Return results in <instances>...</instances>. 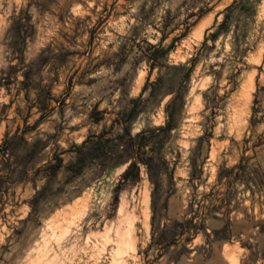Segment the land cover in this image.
I'll return each instance as SVG.
<instances>
[{"label": "rangeland", "instance_id": "rangeland-1", "mask_svg": "<svg viewBox=\"0 0 264 264\" xmlns=\"http://www.w3.org/2000/svg\"><path fill=\"white\" fill-rule=\"evenodd\" d=\"M167 114L154 181L87 159L30 203L56 156ZM13 134L44 147L7 157ZM122 208L134 243L113 256ZM109 260L264 264V0H0V264Z\"/></svg>", "mask_w": 264, "mask_h": 264}, {"label": "trees", "instance_id": "trees-1", "mask_svg": "<svg viewBox=\"0 0 264 264\" xmlns=\"http://www.w3.org/2000/svg\"><path fill=\"white\" fill-rule=\"evenodd\" d=\"M183 35V33L181 34ZM156 46V45H155ZM150 46L151 51L147 54L146 59L149 64V72L156 64L160 54H165L168 47L165 49H158L156 46ZM181 66L172 67L180 68ZM145 86L142 87L140 94L144 91ZM173 96L170 99V104H179L181 102L182 92L178 89H172ZM130 110H133L131 108ZM169 119L165 121L163 126L156 128H146L139 130L132 136H128V129L125 128L124 132L119 134L114 147L108 148L102 143L101 136L103 132L95 135V139H91L89 136L83 139L80 144L74 146L75 154L73 159L68 161L65 165H61V158L56 156L55 161L47 163L43 167V176L45 177L44 184L34 193L30 199V203L36 200L38 194L45 188L46 184L51 177L57 172L60 167L70 172H78L84 165L87 159L99 158L104 165L115 166L118 164L127 163L121 176L123 178L131 175L136 178L139 171V164H143L146 168V172L150 180L154 181L153 176L157 172V164L159 163L158 146H156V132H167L170 128V114H167ZM125 137V138H124ZM125 140H122V139ZM19 136L15 134L5 138L1 143V152L8 156H14L17 151L22 148L24 157H29L35 153L40 152L44 144L38 139H34L32 142H25L21 140L18 142ZM146 148V150H145ZM6 159V158H5Z\"/></svg>", "mask_w": 264, "mask_h": 264}, {"label": "bare ground", "instance_id": "bare-ground-1", "mask_svg": "<svg viewBox=\"0 0 264 264\" xmlns=\"http://www.w3.org/2000/svg\"><path fill=\"white\" fill-rule=\"evenodd\" d=\"M122 210H123V208L120 209V219H119L118 224L115 227H112L109 230L110 232L108 234V240L111 241V248H112V252L114 255L111 253H109V254H111L113 256L117 255V253H119V251H121L124 248L125 249H131L133 247V243H134V239H133L134 235L132 236V231H133L132 230V221L134 219L132 220L130 218V215L128 216V213H126L127 215L125 213H122ZM133 229H134V227H133ZM103 249H105V248H103ZM109 251L111 252L110 249H109ZM112 260H113V258H112ZM111 262L112 261H110L108 263L112 264ZM60 264H63V263H60Z\"/></svg>", "mask_w": 264, "mask_h": 264}]
</instances>
